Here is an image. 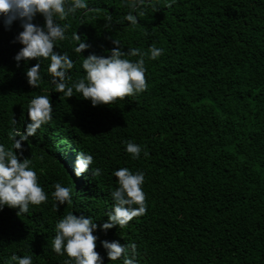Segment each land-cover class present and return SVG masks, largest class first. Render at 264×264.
Wrapping results in <instances>:
<instances>
[{"label": "trees", "instance_id": "1", "mask_svg": "<svg viewBox=\"0 0 264 264\" xmlns=\"http://www.w3.org/2000/svg\"><path fill=\"white\" fill-rule=\"evenodd\" d=\"M88 2L90 11L60 21L71 27L54 46L72 57V79L83 75V56L108 55L112 40L123 51L155 46L163 55L145 57V91L92 106L78 93L52 91L47 61L39 87L29 86L24 71L36 61L17 66L12 57L21 45L13 38L21 29L0 23V143L11 146L12 118L23 130L31 97L52 91L53 104L52 120L24 150L49 199L28 214L0 210V264L13 253L31 255L33 264H63L66 257L51 250L56 221L69 210L98 226L105 221L116 167L144 171L148 210L123 228L98 227L101 256L106 239L134 242L139 264H264V0H176L171 7L152 0L137 9L144 15L136 26L123 20L125 0ZM74 32L90 45L81 55L72 51ZM128 139L148 155L132 160L121 143ZM78 151L91 153V167L103 174L74 176ZM54 182L73 189L71 203L58 210ZM103 264L122 260L104 256Z\"/></svg>", "mask_w": 264, "mask_h": 264}, {"label": "clouds", "instance_id": "2", "mask_svg": "<svg viewBox=\"0 0 264 264\" xmlns=\"http://www.w3.org/2000/svg\"><path fill=\"white\" fill-rule=\"evenodd\" d=\"M152 0H125L130 9L123 20L131 26L138 24V18L143 11H137ZM176 0H165V7H171ZM155 11L156 5L152 4ZM78 10L90 11L88 0H0V23L9 30L13 22L21 29L13 41L21 47L14 53L13 60L19 66L30 59H35L32 66L24 71L26 83L38 88L43 76L41 63L47 61L46 71L50 77L52 91L71 97L78 93L80 97L90 102L92 106L109 105L117 98L136 96L147 88L145 57L157 60L163 55V48L149 46L147 52L138 48H127L123 51L119 41L112 40L115 47L108 55H98L90 52L83 56L80 68L83 75L72 79L69 75L74 67V61L66 51H56L58 41H64L71 25L67 22L69 15L75 16ZM37 15L43 18V23L34 22ZM111 21V15L107 16ZM75 45L73 53L81 55L82 50L90 47L84 40L72 34ZM58 49V48H57ZM131 57H137L131 59ZM50 91V92H52ZM35 95L28 101L27 122L23 130L17 128V121L12 118L11 131L8 138L11 146L0 143V210L5 206L13 208L21 214H28L30 206L41 205L49 199L44 187L38 183V175L31 166V159L24 156L25 143L36 135L42 125L52 120L53 104L49 93ZM124 152L132 160H138L141 153L146 157L148 152L131 139L121 141ZM15 150V151H14ZM94 157L89 152L78 151L73 162V175L80 177L82 173L91 171L92 177L103 174L100 167H91ZM115 177L116 186L110 191L112 207L107 212V219L97 225L94 219L83 212L74 214L69 210L55 223V234L51 240V250L57 255L65 256L63 264H103L104 256L108 261L122 260V264H139L137 246L134 242L122 244L117 240H100L104 256L96 251L97 228L106 231L114 226L125 227L135 217L143 216L147 210L145 173L142 170H131L129 167H116L111 172ZM50 193L55 201L53 207L70 204L73 196L71 186L54 182ZM7 264H33L31 255L13 253Z\"/></svg>", "mask_w": 264, "mask_h": 264}]
</instances>
